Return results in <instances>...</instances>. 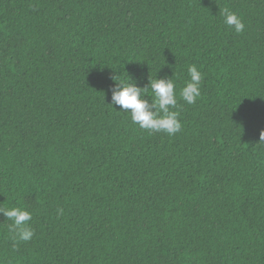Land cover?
<instances>
[{
    "label": "trees",
    "instance_id": "trees-1",
    "mask_svg": "<svg viewBox=\"0 0 264 264\" xmlns=\"http://www.w3.org/2000/svg\"><path fill=\"white\" fill-rule=\"evenodd\" d=\"M193 64L174 136L109 105ZM261 131L264 0H0V207L35 230L0 214V264H264Z\"/></svg>",
    "mask_w": 264,
    "mask_h": 264
},
{
    "label": "clouds",
    "instance_id": "clouds-1",
    "mask_svg": "<svg viewBox=\"0 0 264 264\" xmlns=\"http://www.w3.org/2000/svg\"><path fill=\"white\" fill-rule=\"evenodd\" d=\"M224 23L236 34H241L245 29L241 18L227 9L224 10ZM187 74L189 79L184 82V86L178 94L176 80L180 76L174 69L171 77L159 79L149 77L148 83L144 86H140L131 78L124 82L117 81L113 77L117 83L111 89L109 105L118 106L119 112L130 115L132 124L148 131L149 134L162 132L174 136L183 127L179 119V112L174 110L179 107L178 100L191 105L201 97L203 73L193 64L188 67ZM146 97H150V100ZM260 143H264V131L260 132ZM62 212L63 209H57L58 214H62ZM0 214L6 217V221L11 222L8 224V232L14 248L20 242L31 241L35 230L30 223L32 221L30 211L20 207H0Z\"/></svg>",
    "mask_w": 264,
    "mask_h": 264
}]
</instances>
